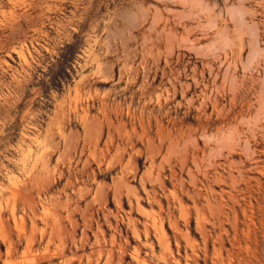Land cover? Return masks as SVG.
<instances>
[{"label":"rangeland","instance_id":"374dc122","mask_svg":"<svg viewBox=\"0 0 264 264\" xmlns=\"http://www.w3.org/2000/svg\"><path fill=\"white\" fill-rule=\"evenodd\" d=\"M0 264H264V0H0Z\"/></svg>","mask_w":264,"mask_h":264}]
</instances>
